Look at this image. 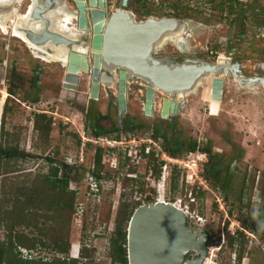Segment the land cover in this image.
Instances as JSON below:
<instances>
[{"label": "rangeland", "instance_id": "374dc122", "mask_svg": "<svg viewBox=\"0 0 264 264\" xmlns=\"http://www.w3.org/2000/svg\"><path fill=\"white\" fill-rule=\"evenodd\" d=\"M121 4L122 0H109V12H115ZM29 5L30 0H26L20 11L25 13ZM130 10L139 20L146 19L151 13L178 17L190 24L191 36L185 50L169 43L158 50V58L168 56L179 62L195 59L216 63L221 54L227 53L239 65L240 75L246 78L264 77V36L254 28L256 21L262 20L264 24V0H160L159 3L156 0H130ZM37 74L40 80L35 88ZM65 74L66 68L58 61L47 62L36 57L20 38L0 30V79L6 77V86H0V102L3 90L9 94L2 116L0 114V145L17 147L21 156L9 163L7 170L10 173L0 176V204L6 202L4 207L8 204L9 209L14 208L9 194L23 186H33L41 171L50 173L48 158L61 168L60 176L69 174L70 189L78 191L76 209L72 214L67 209L60 211L63 215L58 217L55 211L51 212L54 217L48 226L52 232L46 237L51 246L36 249L33 253L21 248L25 257L33 255L52 261L62 255L54 250L52 242L59 225H64L71 215L70 256L73 257V252L76 256L77 250L83 246L85 223L88 230H92L89 231L92 236L88 242L96 251L86 252L88 260L84 262L116 264L109 255V236L122 214H134L139 206L157 202L163 196L173 203L178 199L191 203L196 218H203L202 223L193 224V227L195 230L206 228L211 232L206 264H264V221L262 225L259 222L261 215L264 220L263 85L242 84L233 75L214 76L226 81L221 102L211 98V89L209 97L206 96L204 86L199 93L186 97L184 111L165 119L162 105L168 95L159 93L154 115L147 116V83L133 79L126 114L137 125L148 124V127L138 130L139 137H146V133H151L153 128L164 131L174 129L187 143L198 142L199 149L184 153L178 165L165 149L158 151L159 147L152 143L149 157L145 155L133 160L126 153L111 148L106 139L99 140L86 124V111L90 106L87 101L94 99L85 91L80 94L74 89H64ZM37 93L39 101L35 103L33 99ZM104 94L109 96V102L117 106V99L113 98L118 94L117 85L111 91L104 90ZM110 111L114 121L104 124H115L114 132L102 137L113 140L124 135L130 140L128 134L132 131L122 127L124 120L118 119L114 105ZM39 113L53 118L50 137L35 128ZM4 131L8 135L3 139ZM206 146H210L212 151L205 157L203 148ZM99 149L103 150L100 170L106 176L102 181L100 199L91 194L87 177L89 168L94 169ZM210 161L223 163L218 179L206 177ZM166 165L168 176L165 181L163 173ZM196 168L200 176L203 172L204 179L203 183L198 181L192 187L186 180ZM130 177L136 178V181L130 180ZM177 183L178 189L175 188ZM227 183L228 186L223 187ZM162 185L165 187L163 195ZM191 191L195 201L190 198ZM130 222L127 223L128 230ZM19 231L26 232L20 227ZM6 234V228L0 226V239L4 240Z\"/></svg>", "mask_w": 264, "mask_h": 264}, {"label": "water", "instance_id": "95a60500", "mask_svg": "<svg viewBox=\"0 0 264 264\" xmlns=\"http://www.w3.org/2000/svg\"><path fill=\"white\" fill-rule=\"evenodd\" d=\"M36 1L34 8L28 9V19L20 24L28 40L68 57L66 62L58 61L66 68V88L79 90L86 85L91 98L99 100L102 91H111L117 85L118 94L113 98L117 99L121 120L129 109L133 79L147 83V116L154 115L157 95H168L162 105L165 119L185 109L186 97L200 83L206 86L208 97L211 89V98L221 102L226 81L214 74L233 75L242 84L264 86V77L240 75L239 65L225 56L216 63L158 58V50L163 48L158 43L165 33L178 29L184 22L191 35L190 24L178 17L149 15L139 20L130 10V0H122L115 12H109V0ZM68 6L76 20L63 27L58 15L61 10L67 11ZM17 9L16 2L0 4V18L9 19ZM31 23H41L43 27H29ZM164 188L162 185V195ZM210 239L209 230L192 228L184 210L162 196L157 202L139 206L132 216L128 230L129 264H204ZM192 252L195 255L189 258Z\"/></svg>", "mask_w": 264, "mask_h": 264}, {"label": "trees", "instance_id": "16d2710c", "mask_svg": "<svg viewBox=\"0 0 264 264\" xmlns=\"http://www.w3.org/2000/svg\"><path fill=\"white\" fill-rule=\"evenodd\" d=\"M39 80L40 77L39 74H37L34 78L35 88L37 87ZM11 93L14 95V91ZM33 101L35 103L39 101L38 93ZM95 103L96 100H93V104L86 112V124L88 128L93 129V134L96 137H101L114 132L113 128H107L101 124V120L108 116L103 115L98 110ZM5 115L6 113H4L3 117ZM3 120L5 121V117ZM53 124V118L49 117L48 114L39 113L36 115L35 128L47 137H50ZM122 127L128 131L139 133L138 130L148 127V124L142 123L137 125L126 116ZM153 133L155 139H163V147L165 151H167V153L173 158H180L184 153L195 152L199 149L197 141L187 143L174 129L172 131H164L159 128H153ZM6 135H8V132L4 131L2 135L3 139ZM120 137L121 136L119 135L118 138ZM203 151L211 154L212 148L206 146L203 148ZM102 153V149L97 150L96 160L93 163L96 166L93 173L99 181H103L106 177L104 172L100 170L103 163ZM20 157L19 149L17 147H7L4 144H1L0 176L10 173L8 172L9 170H7L9 163ZM48 161L51 164L50 173L41 171L37 175L33 186H23L19 188L18 191L9 194V199H11L12 196V201H14V208L9 209L8 204L4 207L6 202H4L3 205L0 204V226H4L7 231L6 238L4 240L0 239V264H89L84 262L88 260L86 252H91L92 250L94 252L96 251V249L89 247L90 244L88 241L92 236V232L90 233L89 231L92 230H88L84 223L83 230L85 236L80 257L74 258L70 256L72 251L69 230L72 220L71 215L64 225H62L63 223L59 225V231H57L56 238H54L52 242L54 250L62 255L56 256L54 260L49 261L45 258H37L33 255L31 257H25L21 251V248H25L30 253H33L36 249H46L51 246L46 240V237L52 232V229L48 226V222L54 217L51 215V212L55 211L58 217V215H63L60 211L64 209L69 210L71 214L76 209L75 200L78 191L70 189L71 179L69 174L65 173L64 176H60L61 168L55 165L56 162L53 159L48 158ZM209 163L211 164L208 166L206 177L211 178L212 176L218 179L219 173L223 169V163L214 161H210ZM159 165L162 166V163H159ZM89 171H92V167L89 168ZM129 179L136 181V178L133 177H130ZM227 186L228 183L223 185L225 188ZM178 187L179 184L177 183L175 188L178 189ZM224 198L226 199V196H224ZM132 216L133 214L129 215V213L124 212L120 220L117 222L116 227L110 232L109 255H111L116 264H129L127 223L131 221ZM263 221V216L261 215L259 220L260 225L263 224ZM19 227L25 229L26 232H17Z\"/></svg>", "mask_w": 264, "mask_h": 264}, {"label": "built area", "instance_id": "2783aa9c", "mask_svg": "<svg viewBox=\"0 0 264 264\" xmlns=\"http://www.w3.org/2000/svg\"><path fill=\"white\" fill-rule=\"evenodd\" d=\"M158 3L160 2V0H156ZM8 66V61L5 62V67ZM0 86H6V77H2L0 79ZM4 90L2 91L3 95H4ZM2 102V101H1ZM0 102V105L2 106V110L4 112V107L5 105H2ZM153 131L151 133H146V137L140 136L138 133L135 132H130L128 134V136L130 137V140L125 137L124 135L121 136L120 138L117 139H109V138H103L102 136L99 137V140H103L106 139L108 145H110L111 148L113 149H118L124 153H126L131 159L133 160H139L140 158H143L145 155H150L152 153V144H154L157 148L158 151L159 150H164L163 147V139H155L154 135H153ZM93 141V140H92ZM98 140H96L95 142H97ZM148 142L149 144L145 146L144 143ZM152 143V144H151ZM193 154V153H191ZM159 155V154H157ZM207 156V153L205 154V157ZM172 161H176L175 163H177L179 165L180 163V159L179 158H175L172 159ZM203 161V160H202ZM204 165V164H203ZM195 166L198 168V163L195 164ZM94 169H92V171H89L87 174V177L89 179V188L91 191V194L93 196H95L96 198L100 199L102 198V181H99L97 179V177L94 175V171L96 169V166L93 165ZM181 168V165L179 166ZM194 170V174H190L187 176V182L194 187L196 184V182H202L203 178V172H201V176L199 175L198 171ZM168 165L165 166V172L163 173V180L166 181L167 176H168ZM86 177V178H87ZM185 178V177H184ZM190 198L192 199V201H195L194 198V192H190ZM220 201V200H219ZM170 202V201H169ZM179 208H181L182 210H184V212L189 216V222L192 228L193 224H198V223H202L204 220L202 217H199L194 215V211L191 208V203H185L182 199H178V201L174 202ZM84 211V210H83ZM195 229V228H194ZM91 241V240H90ZM89 247H91V245H89ZM75 251V247L73 249ZM210 252V251H209ZM76 256H75V252H73L72 256L74 258H79L80 254H81V249H78L76 252Z\"/></svg>", "mask_w": 264, "mask_h": 264}, {"label": "bare ground", "instance_id": "6f19581e", "mask_svg": "<svg viewBox=\"0 0 264 264\" xmlns=\"http://www.w3.org/2000/svg\"><path fill=\"white\" fill-rule=\"evenodd\" d=\"M26 0H0V4H9L12 2H16V7L18 8L17 10H15V14L12 17H9V19L7 20H3L2 18H0V30L4 33V34H12L15 37L20 38L23 42H25L29 48L32 49V51L35 53L36 57L41 58L47 62H51V61H63L66 62L68 59V57L61 55L60 53H58L57 51H55L54 53H52L51 51L48 50L47 47H40L37 46L35 44H33L32 42H30L26 36L25 31L20 27L21 21L22 20H27L28 17L27 12L28 9L30 8H34L35 3L37 2L36 0H30V5L28 7V9H26L25 13L20 11V7L23 6V3ZM61 10V9H60ZM59 10V11H60ZM63 11L61 14H59V19L62 21L63 27L64 26H71L74 24V21L76 20L75 18V14L73 12V10L71 9L70 6H68L67 11L66 10H61ZM32 28H42L43 25H41V23H31L30 24ZM191 35H189L188 31H187V26L184 22H181V26L176 29V30H172L169 31L167 33L164 34V36L162 37V39L160 40V42L158 43V47H164V45H167L169 43H173L175 45H177L178 47H180L181 50H185V45L188 43V37H190ZM81 49H83L81 47ZM36 50H41L42 52H44V54L47 53V55H44L42 53L37 52ZM220 75H226V74H214L213 76H220ZM205 85L203 83H200L197 87L196 91H193V93H199V91L201 90L202 87H204ZM8 91L4 92L3 98H2V105H5L7 98H8ZM3 110H2V106L0 105V114L2 116ZM208 261V257L207 260ZM206 264V263H204Z\"/></svg>", "mask_w": 264, "mask_h": 264}, {"label": "crops", "instance_id": "0c3cea01", "mask_svg": "<svg viewBox=\"0 0 264 264\" xmlns=\"http://www.w3.org/2000/svg\"><path fill=\"white\" fill-rule=\"evenodd\" d=\"M149 15H151V13L149 14ZM63 88H64V86H63ZM64 89H67L68 90V88H64ZM83 91H85V93L86 94H90L89 93V89L88 88H85V89H83V90H81V87H80V89L79 90H77L76 92H78V93H84ZM88 97H89V95H88ZM108 95H106V94H104V91H103V93H101V99L98 101V110L103 114V115H105V116H108L107 118H105V119H102L101 120V124L104 126V127H107V128H113V126L115 125V124H113V125H110V126H107V125H105L104 124V122H111V121H114V119L112 118V113H111V106H115V108H116V110H117V113H118V119L121 121V117H120V114H119V110H118V107L116 106V104L115 103H113V102H109V100H108ZM90 98V97H89ZM96 102H97V100H96ZM87 103H88V105H92L93 104V100H88L87 101ZM95 105H97L96 103H95ZM90 106H88V107H90ZM89 109V108H88ZM87 112V111H86Z\"/></svg>", "mask_w": 264, "mask_h": 264}, {"label": "flooded vegetation", "instance_id": "af4514ba", "mask_svg": "<svg viewBox=\"0 0 264 264\" xmlns=\"http://www.w3.org/2000/svg\"><path fill=\"white\" fill-rule=\"evenodd\" d=\"M242 16L247 19L246 16H244V15H242ZM256 22H257V24L254 25L255 31L261 33L264 36V24H262L263 23L262 20L261 21H256ZM221 56H225L227 60L228 59H233V57L232 56H228L227 53L221 54L219 57H221ZM233 62H234V59H233ZM204 94H206V90H204ZM206 96H207V94H206ZM223 96H224V93H223ZM185 109H186V106H185ZM185 109H183L182 111H184ZM126 116H127V114L125 115V117ZM71 169H73V168H71ZM211 237H212V235H211ZM194 255H195V252H192L191 255L189 256V258H192Z\"/></svg>", "mask_w": 264, "mask_h": 264}]
</instances>
